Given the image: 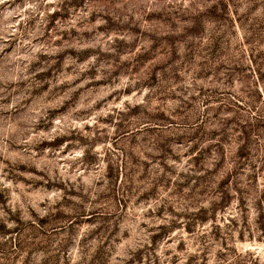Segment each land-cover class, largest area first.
Segmentation results:
<instances>
[{"label":"rangeland","instance_id":"1","mask_svg":"<svg viewBox=\"0 0 264 264\" xmlns=\"http://www.w3.org/2000/svg\"><path fill=\"white\" fill-rule=\"evenodd\" d=\"M0 264H264V0H0Z\"/></svg>","mask_w":264,"mask_h":264}]
</instances>
